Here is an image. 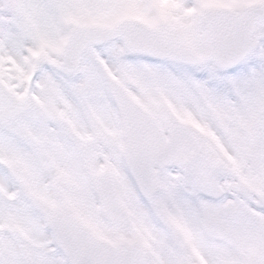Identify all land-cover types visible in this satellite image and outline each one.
<instances>
[{"label": "snow or ice", "instance_id": "obj_1", "mask_svg": "<svg viewBox=\"0 0 264 264\" xmlns=\"http://www.w3.org/2000/svg\"><path fill=\"white\" fill-rule=\"evenodd\" d=\"M0 264H264V0H0Z\"/></svg>", "mask_w": 264, "mask_h": 264}]
</instances>
